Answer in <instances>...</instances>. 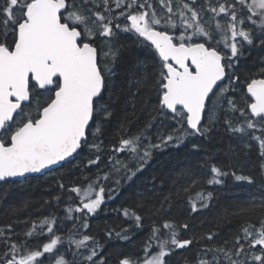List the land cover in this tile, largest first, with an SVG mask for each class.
<instances>
[{
    "label": "snow or ice",
    "instance_id": "snow-or-ice-1",
    "mask_svg": "<svg viewBox=\"0 0 264 264\" xmlns=\"http://www.w3.org/2000/svg\"><path fill=\"white\" fill-rule=\"evenodd\" d=\"M159 2L166 14L157 13L151 0L0 3V182L25 180L26 174H50L71 164L85 149L83 167L98 169L95 179L69 189L77 194L79 204L65 208L63 219L72 227L64 236L57 234L61 230L57 216L44 217L39 226L34 221L19 242L11 239V226L7 233L0 229L5 246L0 264H45V259L50 264H105V258L98 257L102 246L83 231L89 227L88 217L145 171L157 151L179 148L196 137L210 138L221 123L244 145L245 155L255 142L264 174V66L259 78L251 73L241 82L237 74L251 49H264V0ZM122 32L135 38L151 64L141 61L128 88L117 92L116 65L125 50L119 43ZM149 82L156 93L150 119L131 135L121 125L118 145L107 149L108 170L104 171L100 165L106 150L105 126L111 124L121 98H134L139 89L133 92L132 87ZM129 103L135 117L134 99L125 100V106ZM200 147L192 144L193 151ZM80 166L79 162L73 165ZM181 175L188 179L192 173ZM228 175L213 164L207 183L221 185ZM232 175L238 182H254L250 175ZM158 179L153 176L146 181L137 195L155 193ZM109 181L114 187H106ZM59 187L63 190V183ZM180 190L177 187V195ZM212 198L211 191L197 193L189 199L190 212L208 209ZM53 200L60 202L59 197ZM259 202L264 206V197ZM255 206L256 198H252L249 208ZM122 214L136 228L142 227V217L134 209L123 208ZM241 231L232 248L205 246L197 264H264V220L259 227L249 224ZM129 232L122 229L115 236L127 241ZM217 234L208 233L206 239L211 241ZM106 235L111 239L113 233L109 230ZM41 236L48 238L42 245L35 242ZM65 243L68 248L61 251L59 246ZM192 243L180 237L174 222L166 220L162 227L153 225L143 258L126 256L120 264H169L166 257ZM153 247L157 250L150 252ZM67 252L71 260L66 259ZM209 253L210 259L206 258Z\"/></svg>",
    "mask_w": 264,
    "mask_h": 264
},
{
    "label": "trees",
    "instance_id": "trees-1",
    "mask_svg": "<svg viewBox=\"0 0 264 264\" xmlns=\"http://www.w3.org/2000/svg\"><path fill=\"white\" fill-rule=\"evenodd\" d=\"M3 0H0L2 3ZM157 13H165L159 0H151ZM134 37L127 33H121L119 43L125 46V50L116 65L117 92L127 89L129 80L134 79L137 65L148 60V53L134 43ZM264 66V49L253 48L250 55L241 60L237 68V74L241 82L251 73L257 74L259 78L260 68ZM151 71V69H149ZM133 97L124 96L117 104L116 114L112 122L105 126L102 137L105 152L102 154L100 168L107 171L108 151L113 144L118 145L121 136V125L128 127V135L137 132L150 119L149 113L156 103V93L151 82L133 86L132 91L137 92ZM241 89L246 91V86L241 83ZM239 95V91L237 93ZM133 100L135 103L136 116L133 117V105L125 106V100ZM237 115H239L237 113ZM132 123L129 125V121ZM167 134V130H164ZM156 129H152L153 136ZM259 134V133H257ZM155 142V141H154ZM199 144L200 150L193 151L192 144ZM244 145L233 135L228 133L226 127L221 123L215 129L210 138L196 137L179 148L169 147L157 151L145 171L138 174L137 178L130 184H125L117 189L118 194L112 200H106L105 204L95 215L88 217V229L83 230L86 234L95 237L102 246L99 255L105 258V264H120L124 257L133 259L144 256V244L151 234L154 224L162 227L164 221L175 223L182 239H191L193 243L185 249H177L172 255L166 257L169 264H197L199 253L205 246H224L232 248L237 236L242 235V228L246 225L260 226L264 220V206L260 205L259 198L264 197V174L261 172L258 159V148L253 142L251 151L247 152ZM88 150L85 149L80 156L71 164H65L54 172L45 175L28 177V179H15L14 182L0 183V229L8 232L11 226V239L22 241L25 233L31 228L35 221L37 226L44 217L57 216L61 220L57 232L64 236L72 227V222L65 221V208L79 204L76 193L69 189L75 186H83L88 180L95 179L97 167L85 168ZM117 155L119 159H126V154ZM80 167H73L77 163ZM215 164L229 175L224 177L221 185H209L207 180L211 176V166ZM191 170V178L185 179L182 173ZM237 175H250L254 178L253 183L236 181L232 173ZM153 176L159 177L156 181L157 191L149 193L144 197L137 195L145 186V182ZM87 178V179H86ZM195 181V183H193ZM63 183V190L59 184ZM107 188L114 185L109 181ZM180 187V194L176 189ZM187 188V191L183 189ZM211 191L213 198L211 206L198 213L190 212L189 199L196 198L197 193ZM59 197L57 204L53 198ZM252 198H256V206L249 208ZM199 204V200H197ZM171 205V206H170ZM123 208L134 209L142 217V227L136 228L132 220H128L122 214ZM249 208L247 211L242 209ZM187 223L188 229L181 225ZM122 229H130V239L127 241L116 238L115 233ZM111 230L112 238L106 235ZM218 233L213 240L206 239V234ZM78 238V237H77ZM46 236H41L37 241L39 244L47 242ZM225 241H228L225 244ZM4 244L0 242V252L4 250ZM61 251L68 248L65 243L59 246ZM157 249L153 247L150 252ZM48 256V254H45ZM97 257V259H98ZM211 258V253L207 255ZM43 259V258H42ZM66 259L71 260V252L66 253ZM45 264L50 261L45 259Z\"/></svg>",
    "mask_w": 264,
    "mask_h": 264
},
{
    "label": "water",
    "instance_id": "water-1",
    "mask_svg": "<svg viewBox=\"0 0 264 264\" xmlns=\"http://www.w3.org/2000/svg\"><path fill=\"white\" fill-rule=\"evenodd\" d=\"M26 175H28V177H31V176H35V175H38V174H26ZM14 179H19V178H13V180ZM0 183H2V182H0Z\"/></svg>",
    "mask_w": 264,
    "mask_h": 264
}]
</instances>
